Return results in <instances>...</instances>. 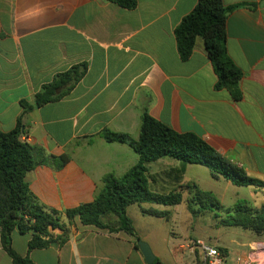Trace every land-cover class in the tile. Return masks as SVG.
<instances>
[{
    "label": "crops",
    "instance_id": "1",
    "mask_svg": "<svg viewBox=\"0 0 264 264\" xmlns=\"http://www.w3.org/2000/svg\"><path fill=\"white\" fill-rule=\"evenodd\" d=\"M198 2L137 0L136 8L128 10L109 0H0V132L13 131L21 120L37 158L41 153L70 157L63 169L41 165L27 174L40 204L60 212L76 209L95 200L106 176L122 178L139 156L101 134L108 129L138 140L144 113L178 133L199 136L264 183V0H223L227 7L242 6L228 16L226 43L230 59L243 72L239 99L228 89H216L218 77L202 39L188 60L180 57L175 31ZM75 66L87 70L68 95L25 111L23 103L34 105L44 85ZM200 167L168 157L153 162L151 189L167 194L195 185L214 195L202 188V181L212 184L202 178ZM210 178L224 184L211 173ZM184 191V199L191 198ZM252 192V198L264 202V196L259 199L264 188ZM179 206L188 211L186 204ZM151 208L169 211L170 219L146 215ZM169 208H128L139 239L163 264H203L200 252L179 250L189 236L167 227L175 215ZM144 216L147 226H142ZM31 239V233L12 234L14 251L33 264H147L125 232L84 226L79 219L63 245L29 250ZM254 245L256 240L238 244L234 262L229 248L218 249L227 250L225 264H245ZM0 264H14L1 235Z\"/></svg>",
    "mask_w": 264,
    "mask_h": 264
},
{
    "label": "trees",
    "instance_id": "2",
    "mask_svg": "<svg viewBox=\"0 0 264 264\" xmlns=\"http://www.w3.org/2000/svg\"><path fill=\"white\" fill-rule=\"evenodd\" d=\"M122 8L133 10L137 0H109ZM242 6L227 7L223 0H199L195 9L186 16L175 31L180 57L186 61L192 55L197 40L202 39L218 77L216 89H228L235 99L240 98L239 83L243 72L230 59L227 43V19L233 10ZM85 66H75L58 74L51 83L42 87L35 97L34 105L23 103L25 111L41 108L63 99L86 73ZM101 137L108 143L129 145L139 156L138 163L122 178L108 175L104 178V188L90 204L65 212L49 209L39 203L31 192L26 180L27 174L41 165H52L63 169L70 161L68 155L49 156L41 153L36 157V149L26 141V132L21 120L8 133L0 132V235L4 250L14 264H33L29 256L22 257L13 249L12 234H32L29 250L45 249L53 243L60 245L69 240V228L75 219L84 226H94L110 232H125L135 242L137 231L128 215L132 205L152 204L175 207L186 204L193 217H200L215 210L226 214L220 224L264 235V205L252 207L246 201L238 202L227 209L210 192L201 191L195 185H186L167 194L155 193L151 189L153 176L149 165L162 158H172L185 164L206 167L213 179H224L237 187L264 188V183L247 175L245 170L234 166L217 150L199 136L181 134L169 126L144 113L138 140L125 134L104 130ZM184 188L191 198L184 199ZM146 215L170 219L169 211L154 208L145 210ZM116 217L115 223L107 221ZM62 234L55 236V231ZM137 249L139 247L136 245ZM226 257L227 250L220 248ZM153 264H163L156 259Z\"/></svg>",
    "mask_w": 264,
    "mask_h": 264
},
{
    "label": "rangeland",
    "instance_id": "3",
    "mask_svg": "<svg viewBox=\"0 0 264 264\" xmlns=\"http://www.w3.org/2000/svg\"><path fill=\"white\" fill-rule=\"evenodd\" d=\"M200 169L203 171V174L201 175L202 178L212 184L211 186L206 185L204 181H202V188L214 191V196L222 203L223 206H225V208H234L240 201L249 202L252 206H261L264 204L263 201L252 198V191H254L255 188L233 186L230 182L225 180H223L224 184H218L217 182L211 180L210 172L206 167L201 166ZM262 196L264 195L259 194V199H262ZM182 209L180 206L169 208V210H171V214L175 215L173 216V219L171 218V222L167 224V227L169 226V228L173 229L181 236H189L186 240L200 238L211 247H215L217 249L219 246L227 247L231 250L229 259L233 262L240 254L239 252L241 248L238 244H244L250 240L257 241V245L253 246L252 252H254V250H259L258 247H263L260 251L264 254V235L258 236L251 231H246L236 227L222 226L220 221L221 218L226 217L224 212L215 210L197 218L193 217L188 211L182 212ZM144 217L145 218L141 219V222L143 221L142 226H147V224H149V217ZM136 222L138 224V221Z\"/></svg>",
    "mask_w": 264,
    "mask_h": 264
},
{
    "label": "built area",
    "instance_id": "4",
    "mask_svg": "<svg viewBox=\"0 0 264 264\" xmlns=\"http://www.w3.org/2000/svg\"><path fill=\"white\" fill-rule=\"evenodd\" d=\"M178 248L180 251L187 252L194 256L200 252L203 264H225L226 257L222 252L215 247L209 246L203 240H186L179 245ZM260 248L262 249L263 247H258L259 250H254V252L248 256L247 260L243 261L242 259H238V261H243L245 264H264V254L261 253Z\"/></svg>",
    "mask_w": 264,
    "mask_h": 264
},
{
    "label": "water",
    "instance_id": "5",
    "mask_svg": "<svg viewBox=\"0 0 264 264\" xmlns=\"http://www.w3.org/2000/svg\"><path fill=\"white\" fill-rule=\"evenodd\" d=\"M137 246L139 247L140 251L142 252V254L144 255V258L146 260L147 264H153L156 260V257L151 249V247L143 242L141 239H138L136 241Z\"/></svg>",
    "mask_w": 264,
    "mask_h": 264
}]
</instances>
